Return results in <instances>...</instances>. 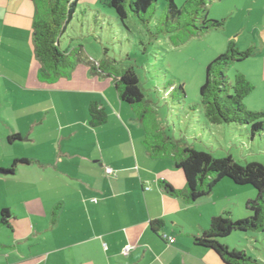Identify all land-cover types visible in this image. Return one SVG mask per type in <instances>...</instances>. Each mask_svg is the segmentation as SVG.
Masks as SVG:
<instances>
[{
  "label": "crops",
  "instance_id": "obj_1",
  "mask_svg": "<svg viewBox=\"0 0 264 264\" xmlns=\"http://www.w3.org/2000/svg\"><path fill=\"white\" fill-rule=\"evenodd\" d=\"M34 12L30 0H0V171L28 161L0 173V213L11 215L9 226L0 227V264H223L194 238L212 217H233L243 190L224 179L193 204L166 194L159 181L185 191L183 174L147 153L141 122L99 62L81 49L68 77L39 79ZM67 30L63 51L76 46ZM260 44L252 74L264 83ZM93 103L107 115L99 127L89 124ZM13 135L22 140L9 141ZM253 198L249 192L242 202ZM153 221L162 222L158 231Z\"/></svg>",
  "mask_w": 264,
  "mask_h": 264
},
{
  "label": "rangeland",
  "instance_id": "obj_2",
  "mask_svg": "<svg viewBox=\"0 0 264 264\" xmlns=\"http://www.w3.org/2000/svg\"><path fill=\"white\" fill-rule=\"evenodd\" d=\"M186 1L174 0L182 11L177 18L167 17L166 2L158 0L146 12L148 23L140 22L128 12L123 25L115 12L106 6V0H78L67 34L93 60L117 69H133L145 101L154 110V117L164 135L181 139L214 158L229 155L242 166L248 163L264 166V119L263 131L251 139L248 127L212 125L202 113L192 109L199 103V88L205 80L207 64L224 53L228 43L233 42L239 50L254 47L255 52L245 61L233 64L227 70V77L232 82L236 73H248L254 90L243 104L247 110L264 111V83L252 74L261 51L260 41H264V0H212L208 4V19L223 21V27L203 36L191 37L181 44L191 30L186 26L192 17L190 10H184ZM236 35H241L238 42ZM171 84L184 90L179 103L167 94ZM175 171L182 176L180 170ZM225 180L239 191L243 190L233 206L232 219L248 217L246 202L242 201L249 192L255 198L254 189ZM228 244L244 251L257 264H264V232L236 231L229 235Z\"/></svg>",
  "mask_w": 264,
  "mask_h": 264
},
{
  "label": "trees",
  "instance_id": "obj_3",
  "mask_svg": "<svg viewBox=\"0 0 264 264\" xmlns=\"http://www.w3.org/2000/svg\"><path fill=\"white\" fill-rule=\"evenodd\" d=\"M35 12L32 22V44L34 56L39 63V79L53 83L68 77L79 62L81 46L67 51L59 47L61 36L75 15L77 0H30ZM158 0H106L107 7L115 12L117 19L124 25L128 12L140 22L148 23L146 12ZM167 4V17L181 16L174 0H164ZM212 0H187L184 10H190L191 27L185 40L203 36L223 27V21L208 19V4ZM166 32H169L165 30ZM254 47L239 50L229 42L224 53L218 55L205 68V80L199 88V103L192 107L202 113L212 125L235 124L249 128L250 138L263 131L264 111H250L243 101L254 90V86L241 73L233 76L232 82L227 77V70L235 63L251 57ZM97 69L109 78L120 101L127 105L143 129L142 145L154 159L168 160L174 168L181 171L186 183L185 191H177L165 181L159 186L170 196H181L188 204L209 195L222 180L229 179L237 186H250L256 197L245 203L248 217L234 221L229 212L212 217L207 230L194 238V243L213 251L223 264H257V261L244 251L231 248L226 240L233 232H264V166L260 163L237 164L231 156L214 158L210 153L198 151L181 139L164 135L158 127L154 110L145 101L138 78L132 68L117 69L111 65L98 63ZM168 96L180 102L184 95L181 86L169 85ZM107 115L102 108L93 103L89 107V124L99 127L105 124ZM150 125H149V124ZM22 140L13 135L9 141ZM24 159L14 160L9 170L12 173L18 165H26ZM8 172V173H9ZM53 218L56 217V210ZM11 215L7 210L0 213V227H8ZM153 231L162 227L161 221L150 224Z\"/></svg>",
  "mask_w": 264,
  "mask_h": 264
},
{
  "label": "built area",
  "instance_id": "obj_4",
  "mask_svg": "<svg viewBox=\"0 0 264 264\" xmlns=\"http://www.w3.org/2000/svg\"><path fill=\"white\" fill-rule=\"evenodd\" d=\"M106 172L109 174V173H111V170L107 169ZM173 241H174L173 239H170V240H169V243L171 244V243H173ZM128 251H129V247L127 246V247H125V248L122 250V254H123V255H126V254H128Z\"/></svg>",
  "mask_w": 264,
  "mask_h": 264
},
{
  "label": "water",
  "instance_id": "obj_5",
  "mask_svg": "<svg viewBox=\"0 0 264 264\" xmlns=\"http://www.w3.org/2000/svg\"><path fill=\"white\" fill-rule=\"evenodd\" d=\"M1 174H8V172L0 171Z\"/></svg>",
  "mask_w": 264,
  "mask_h": 264
}]
</instances>
